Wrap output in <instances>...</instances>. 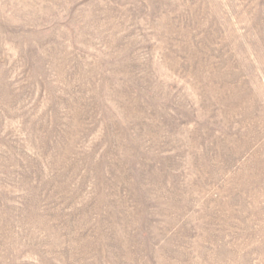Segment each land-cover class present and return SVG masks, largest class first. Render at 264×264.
Here are the masks:
<instances>
[{
	"label": "rangeland",
	"instance_id": "rangeland-1",
	"mask_svg": "<svg viewBox=\"0 0 264 264\" xmlns=\"http://www.w3.org/2000/svg\"><path fill=\"white\" fill-rule=\"evenodd\" d=\"M0 264H264V0H0Z\"/></svg>",
	"mask_w": 264,
	"mask_h": 264
}]
</instances>
